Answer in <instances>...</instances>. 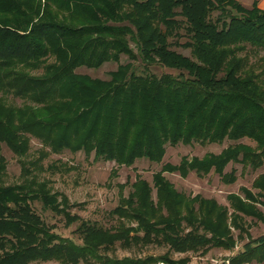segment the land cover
Masks as SVG:
<instances>
[{
    "label": "trees",
    "instance_id": "obj_1",
    "mask_svg": "<svg viewBox=\"0 0 264 264\" xmlns=\"http://www.w3.org/2000/svg\"><path fill=\"white\" fill-rule=\"evenodd\" d=\"M180 30L187 37L180 46L190 57L171 49L177 41L169 39L179 38ZM248 48L264 51V10L255 1L245 8L236 0H0V147L24 157L32 138L41 143L34 160L20 161L21 183L3 184L0 155V264H186L187 257L169 253L232 249L231 228L246 232L243 216L264 223L255 205L264 200V174L252 181L256 194L242 188L244 199L227 195L230 213L215 199L178 191L164 176L214 173L229 185L237 180L235 168L225 171L229 163L242 170L264 164V67L249 64L247 52L242 55ZM122 54L176 72L137 74L132 62L119 63L107 80L75 71L119 62ZM242 138L256 146L233 143L218 154L183 156L153 173L152 185L136 178L110 211L119 219L114 228L72 215L67 196L33 173L43 170L50 152L83 151L130 167L140 159L160 163L166 144ZM33 202L63 215L66 225L78 222L80 242L57 233ZM117 242L155 243L169 251L144 258L102 255ZM253 261L264 262V235L227 260Z\"/></svg>",
    "mask_w": 264,
    "mask_h": 264
},
{
    "label": "rangeland",
    "instance_id": "obj_2",
    "mask_svg": "<svg viewBox=\"0 0 264 264\" xmlns=\"http://www.w3.org/2000/svg\"><path fill=\"white\" fill-rule=\"evenodd\" d=\"M245 8H251L252 3L255 1L257 6L264 10V0H236ZM215 16V14L213 15ZM179 38H170L169 42L177 41V45L173 43L171 49L190 57V50L180 46L181 43L187 40L183 30L179 31ZM131 48L136 51V47L132 41H130ZM247 57L249 64L258 66L257 69L264 67V51L254 50L248 48ZM263 59V61L261 60ZM128 62L133 63V70L137 74L152 73L157 76L163 72L176 71L164 69L159 65L145 66L139 58L135 60L130 59L126 55H120L119 62H105L99 68H86L79 67L75 71L77 73L87 74L93 78H99L102 80L109 79V72L116 70L117 65L125 64ZM9 103L21 105L19 99H8ZM233 143H242L249 147H255L256 142L249 138H242L238 141H230L225 139L221 144H200L193 142L190 145H184L182 143L176 146L166 144L165 155L160 163L149 162L146 159L136 160L135 163L130 166L117 167L114 162H105L102 160H94L93 154L86 157L83 151L77 153H71L64 150L60 154L49 153L46 158L41 162L43 170H36L33 173L36 174L38 180H49V185L53 192L63 193L69 199L72 206L69 208V212L72 215H78L80 218L87 220L91 223H96L106 228H114L119 224V219L116 216L110 214V211L117 206L119 197L121 195L127 196L131 191V184L136 178H142L147 180L152 185L153 173L160 170L161 166L165 163L178 164L181 157H202L206 153L218 154L222 149ZM41 149V143L39 140L32 138L30 141V148L26 156H16L10 151L6 145L1 144L0 155L6 161V170L2 176V182L4 185H12L22 182L21 175V160L31 161L38 156V152ZM48 150V149H46ZM231 168H235L237 180L233 184H223L219 176L216 174H208L203 178H199L194 172H190L187 177L182 178L178 173H164V176L175 186L178 191L184 192L187 195H201L207 199H215L218 204L229 207V213L231 207L227 199L228 194H236L244 199V195L241 191L242 188H246L253 194L258 192V189L252 187V181L259 174H264V164L253 170L250 167H245L242 170V165L237 163H229L225 171H230ZM116 169L115 175L111 174V171ZM123 185V186H122ZM155 196V191H153ZM258 203L256 207L264 214V200L257 198ZM263 201V202H261ZM32 209L48 224L53 225L56 232L62 236L72 238L73 240L80 242L79 233L76 231L78 222H73L70 225H66V220L63 215L56 214L49 209H43L40 203L33 202ZM242 215V214H241ZM243 226L246 229L245 233H239L238 229L231 228V234L233 236L234 245L232 249H224L222 247L209 248L205 253L201 251L178 253L171 251L169 254L174 259L187 257L188 262L186 264H221L223 261L228 264L227 260L242 251L245 243L251 242L253 239L264 235V223L252 218L250 216H243ZM166 245H157L155 243L147 245H131L130 247H124L117 242L113 247L106 251H101L102 255L112 258L122 257H138L144 258L146 256H159L168 252ZM29 264H61L57 261L47 262H31ZM78 264H102L100 261L91 260L90 263L80 261ZM250 264H264L252 262Z\"/></svg>",
    "mask_w": 264,
    "mask_h": 264
},
{
    "label": "crops",
    "instance_id": "obj_3",
    "mask_svg": "<svg viewBox=\"0 0 264 264\" xmlns=\"http://www.w3.org/2000/svg\"><path fill=\"white\" fill-rule=\"evenodd\" d=\"M263 263V262H262Z\"/></svg>",
    "mask_w": 264,
    "mask_h": 264
}]
</instances>
